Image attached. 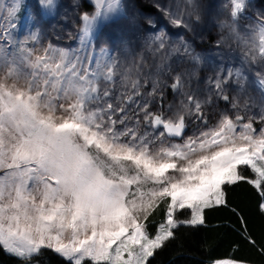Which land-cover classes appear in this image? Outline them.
<instances>
[{
  "label": "snow or ice",
  "instance_id": "obj_1",
  "mask_svg": "<svg viewBox=\"0 0 264 264\" xmlns=\"http://www.w3.org/2000/svg\"><path fill=\"white\" fill-rule=\"evenodd\" d=\"M69 12L78 48L46 30ZM202 230L206 264H264V4L0 0V253L177 264Z\"/></svg>",
  "mask_w": 264,
  "mask_h": 264
},
{
  "label": "trees",
  "instance_id": "obj_2",
  "mask_svg": "<svg viewBox=\"0 0 264 264\" xmlns=\"http://www.w3.org/2000/svg\"><path fill=\"white\" fill-rule=\"evenodd\" d=\"M230 199L234 204L239 205L245 214H249L252 211L255 202L253 199L252 190L250 188L237 189L234 193H232ZM225 221H231V218L227 212H216L209 214V224L211 226L224 223ZM208 236H217V233L210 230H202L199 233L188 234L186 236L188 243L182 253L177 256L175 252H171L164 259L166 261H170L175 258L177 260V264H206L207 253L203 255L201 254L202 249L198 241L203 240ZM221 238L223 239V237ZM226 249L227 243L225 241L221 244L217 251L213 253V255H222ZM0 264H13V261L0 253Z\"/></svg>",
  "mask_w": 264,
  "mask_h": 264
},
{
  "label": "rangeland",
  "instance_id": "obj_3",
  "mask_svg": "<svg viewBox=\"0 0 264 264\" xmlns=\"http://www.w3.org/2000/svg\"><path fill=\"white\" fill-rule=\"evenodd\" d=\"M27 2L31 4L34 2V0H27ZM60 2L64 4L66 8L72 4V0H60ZM81 2L86 4L89 2V0H81ZM216 2L219 3V0H216ZM142 3H144L148 7H151V0H142ZM161 3L168 4L169 0H161ZM202 3L207 4L209 3V0H202ZM255 3L259 6L261 4H264V0H255ZM64 10L65 9H62V11ZM161 20H162L161 27L163 28L164 25H167V31L169 33H177L181 31L180 29L173 28L171 25L167 24V21L163 20V18H161ZM45 24H46V30L48 31L50 38L55 45L59 47H69V46L74 47V48L79 47L78 39H72L69 37V33L75 34L78 31L77 24L75 23L71 12H69L67 19L59 18V19L53 20L49 18L45 22ZM23 27L24 25L21 22V25H20L21 31L23 30ZM115 34L116 33H115L114 28H108L105 30L106 36H113ZM57 35L61 37L59 40L56 38ZM213 35H215V33H213ZM172 39L175 40L177 39V37L173 35ZM197 43H199V41H197ZM146 55L148 56L149 60H151V54L147 53ZM224 62L229 63V64L232 63L231 60H225ZM170 98L171 96L169 95V99Z\"/></svg>",
  "mask_w": 264,
  "mask_h": 264
}]
</instances>
